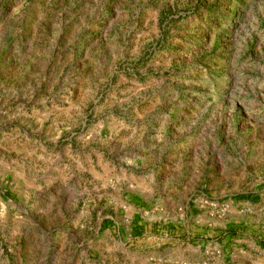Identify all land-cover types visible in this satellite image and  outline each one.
Returning <instances> with one entry per match:
<instances>
[{
    "label": "rangeland",
    "instance_id": "1",
    "mask_svg": "<svg viewBox=\"0 0 264 264\" xmlns=\"http://www.w3.org/2000/svg\"><path fill=\"white\" fill-rule=\"evenodd\" d=\"M0 264H264V0H0Z\"/></svg>",
    "mask_w": 264,
    "mask_h": 264
}]
</instances>
